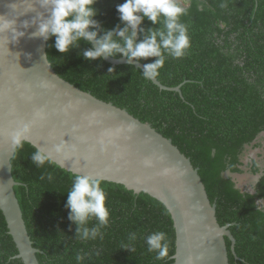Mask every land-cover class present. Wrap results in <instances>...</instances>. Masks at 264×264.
<instances>
[{
  "label": "trees",
  "instance_id": "trees-1",
  "mask_svg": "<svg viewBox=\"0 0 264 264\" xmlns=\"http://www.w3.org/2000/svg\"><path fill=\"white\" fill-rule=\"evenodd\" d=\"M123 2L98 0L96 19L107 28L115 27L120 23L116 5ZM181 2L188 7V15L181 19L189 26L191 48L183 58L168 57L157 77L169 87L182 84L181 92L145 80L142 70L132 64L85 59L79 52L90 45L83 42L78 49L60 53L51 37L48 58L64 79L126 108L171 138L199 168L209 198L217 204L219 223H231L236 244L234 252L226 237L230 264H264V0ZM142 26L153 25L145 19ZM32 145L16 149L11 162L19 182L14 190L33 245L40 249V264H174L176 232L171 213L157 198L121 183L103 180L111 216L101 237L78 239L77 225L68 219L65 207L72 171L57 163L37 167L31 159ZM253 149H260L254 157ZM247 172L259 179L239 188L237 175ZM95 224L94 219L89 221V227ZM158 231L167 234L169 243V255L163 260H157L146 244V237ZM132 233L135 241H129ZM124 244L135 250L122 248ZM17 254L0 209V264H24ZM78 254L84 260L78 262Z\"/></svg>",
  "mask_w": 264,
  "mask_h": 264
},
{
  "label": "water",
  "instance_id": "water-1",
  "mask_svg": "<svg viewBox=\"0 0 264 264\" xmlns=\"http://www.w3.org/2000/svg\"><path fill=\"white\" fill-rule=\"evenodd\" d=\"M19 2L0 0V14L23 13V5L10 7ZM35 15L29 11L17 16V26ZM20 30L27 34L19 43H8L11 33L0 34V209L18 248L17 257L24 264H40V249L33 245L14 190L19 182L11 162L16 151L11 132L32 123L30 143L49 151L62 168L121 183L166 202L176 232L174 264H230L226 237L234 252L236 244L231 223H219L217 204L211 202L191 159L150 123L61 77L48 58V40L31 36L35 25ZM105 60L113 65L144 64L122 56ZM153 82L181 92L182 84L169 87L158 78ZM37 112L43 119H36ZM61 142L67 147L56 152L55 145Z\"/></svg>",
  "mask_w": 264,
  "mask_h": 264
},
{
  "label": "clouds",
  "instance_id": "clouds-1",
  "mask_svg": "<svg viewBox=\"0 0 264 264\" xmlns=\"http://www.w3.org/2000/svg\"><path fill=\"white\" fill-rule=\"evenodd\" d=\"M98 0H20L12 3L11 8L24 6L25 12H36L31 20H25L17 26L16 17L23 13L15 12L11 17L0 14V34L7 35L8 43H19L27 33L20 30L33 25L36 31L32 37H42L48 40L55 37L53 47L60 53H68L86 43L90 47L83 48L79 55L87 60L107 59L122 56L129 62L146 61L155 57L153 62L137 65L142 70V77L147 81H155L160 75L168 57L180 59L187 55L191 48L189 26L182 22V17L188 15V7L181 0H124L116 5L120 23L113 28H107L96 19L99 9ZM226 8V3H221ZM152 22V27H143L144 20ZM158 25V26H156ZM109 68V72L113 71ZM36 119H43V114L36 113ZM32 123H23L11 134V143L16 149H22L30 143L29 134ZM35 151L31 155L32 163L42 167L46 163H56L52 154L45 148L33 144ZM65 142L55 145L56 152H64ZM73 151L75 147L73 146ZM148 163V162H146ZM72 187L67 192L65 207L69 209L68 219L76 228V236L83 241L96 240L101 237V229L110 223V208L107 192L102 187L104 181L82 172H71ZM53 177L48 174V179ZM43 179V177H41ZM167 213L171 209L161 201ZM96 224L89 227V221ZM136 234L129 235V241H135ZM149 252L156 253L157 260H163L169 255L167 234L158 231L146 237ZM124 249L135 250L129 244L122 245ZM98 254V253H97ZM84 255H77L76 260H84Z\"/></svg>",
  "mask_w": 264,
  "mask_h": 264
},
{
  "label": "rangeland",
  "instance_id": "rangeland-1",
  "mask_svg": "<svg viewBox=\"0 0 264 264\" xmlns=\"http://www.w3.org/2000/svg\"><path fill=\"white\" fill-rule=\"evenodd\" d=\"M260 149H253L250 153L251 156H256L258 154ZM258 159L260 160H263V156L261 155V157L258 156ZM239 180H240V177L242 180H244L243 182H249L251 183V181L255 180L256 178L254 177V175L250 174L249 172L243 174V175H237Z\"/></svg>",
  "mask_w": 264,
  "mask_h": 264
},
{
  "label": "flooded vegetation",
  "instance_id": "flooded-vegetation-1",
  "mask_svg": "<svg viewBox=\"0 0 264 264\" xmlns=\"http://www.w3.org/2000/svg\"><path fill=\"white\" fill-rule=\"evenodd\" d=\"M254 157V156H253ZM261 162H262V160H260ZM261 167H262V170H264V163H262V165H261ZM229 173H227V175H228ZM236 176V175H235ZM256 179L255 180H253V181H251V183H249V182H243L244 180H242L241 179V177H240V180H239V178L237 177V185H240L241 187H243V186H247V185H249V184H252V183H255V181H257L258 179H259V176H254ZM257 177H258V179H257Z\"/></svg>",
  "mask_w": 264,
  "mask_h": 264
}]
</instances>
